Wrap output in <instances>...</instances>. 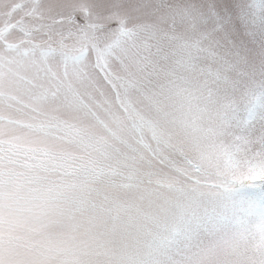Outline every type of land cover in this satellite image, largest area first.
<instances>
[{
    "label": "snow or ice",
    "instance_id": "obj_1",
    "mask_svg": "<svg viewBox=\"0 0 264 264\" xmlns=\"http://www.w3.org/2000/svg\"><path fill=\"white\" fill-rule=\"evenodd\" d=\"M210 181L264 187V0H0V264H201Z\"/></svg>",
    "mask_w": 264,
    "mask_h": 264
},
{
    "label": "rangeland",
    "instance_id": "obj_2",
    "mask_svg": "<svg viewBox=\"0 0 264 264\" xmlns=\"http://www.w3.org/2000/svg\"><path fill=\"white\" fill-rule=\"evenodd\" d=\"M185 151L193 158L199 157L194 145L186 141ZM246 154V152H241L237 157L230 158L225 155L221 158L229 179H233L241 171L248 172V167L243 163ZM211 171L216 174L214 167ZM209 183L213 186L206 191L216 193L223 189L218 181ZM236 187L240 188L239 183ZM237 196L249 199L257 205H264V190L261 186L254 188L244 186L238 190ZM205 206L212 214L213 202L209 198L205 201ZM262 215H264V211L254 210L231 223H222L212 215L219 226L215 228L209 226L207 229L202 227L199 230L197 235L199 247L191 250L198 254L195 259L200 260L201 264H239L242 259H246L250 255L254 256L257 246L264 239Z\"/></svg>",
    "mask_w": 264,
    "mask_h": 264
},
{
    "label": "clouds",
    "instance_id": "obj_3",
    "mask_svg": "<svg viewBox=\"0 0 264 264\" xmlns=\"http://www.w3.org/2000/svg\"><path fill=\"white\" fill-rule=\"evenodd\" d=\"M233 179L236 181L250 179L248 172L241 171ZM223 188L221 191L211 193L209 199L213 202L212 215L222 223H231L254 210L264 211V205H257L255 202L237 196L238 190ZM254 188V187H253ZM264 190V187H261Z\"/></svg>",
    "mask_w": 264,
    "mask_h": 264
}]
</instances>
